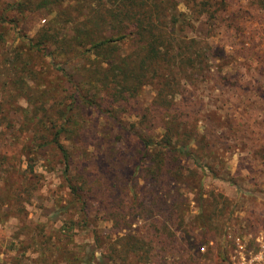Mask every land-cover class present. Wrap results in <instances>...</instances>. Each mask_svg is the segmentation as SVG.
<instances>
[{"label": "trees", "instance_id": "1", "mask_svg": "<svg viewBox=\"0 0 264 264\" xmlns=\"http://www.w3.org/2000/svg\"><path fill=\"white\" fill-rule=\"evenodd\" d=\"M252 2L255 16L264 18V0ZM226 6V0H11L0 6V23L16 27L20 18L48 15L32 37L18 27V45L4 49L9 85L3 82L2 93L25 103L16 109L26 168L23 186L11 195L0 188V209L11 207L8 193L18 220L26 217L25 203L41 187L31 178L40 176L34 169L45 152L57 156L66 189L54 202L65 215L61 225L51 234L45 224L15 231L14 242H0V264H206L201 260L212 258L221 264L219 247L215 254L198 251L213 241L209 232L222 234L217 206L226 200L204 192L195 167L209 156L198 125L205 120L195 118L206 117L204 102L195 91L221 71L211 64L221 49L208 43L216 22L228 21L247 58H264L258 52L264 30L246 37V22L241 26L239 12ZM41 59H47L44 70L37 66ZM145 87L153 96L140 105ZM130 117L136 119L126 122ZM53 159L44 158L42 168L55 170ZM189 193L196 194L195 213ZM93 218L111 225L100 230Z\"/></svg>", "mask_w": 264, "mask_h": 264}, {"label": "rangeland", "instance_id": "2", "mask_svg": "<svg viewBox=\"0 0 264 264\" xmlns=\"http://www.w3.org/2000/svg\"><path fill=\"white\" fill-rule=\"evenodd\" d=\"M7 1L11 0H0V6H5ZM226 1L229 11H238L240 14L236 22H239L241 26L246 22L244 24L246 37L251 38L255 30L261 34L264 30V23H262L264 18L255 16L253 0ZM13 16L14 13L10 12L7 21ZM47 18V14H31L23 21L20 18L21 23L18 27L23 29L22 33L32 37ZM227 23L228 21L216 22L212 27V36L208 38V43L214 49H221L222 57L211 63L213 67L219 64L221 71L215 73L218 75L213 82L207 83L208 88H204L201 84L195 91L197 99L202 96L201 99L204 102L206 117L197 115L195 118L205 120L199 121L198 125L207 134L205 136L206 150L209 154L207 163L199 162L195 167L203 173L204 192L220 194L226 200L225 204L217 206L220 210L218 227L219 229L223 227L222 234L214 235L209 232L207 235L209 238L213 237L212 250L208 244L211 254H215L218 247V250H223L226 240L224 234L228 227L234 230L252 228L264 231V58L256 59L255 62L247 58L243 50H238L236 34H234L236 31L227 27ZM18 27L11 21L0 23V110H4L3 114L6 116V121L3 120L0 126V188L4 186L10 195L17 187L23 186L22 173L26 168V153L22 148L25 135L19 130L20 119L16 109L18 104L25 103L23 99L11 100L7 92V95L2 93L3 82L9 85V74L5 67L7 56L4 54V49L18 45L20 40L19 35L16 34ZM260 34L256 40L259 39ZM261 45L262 49L258 48V52L264 51V42ZM46 60L41 59L37 62L40 70H44L43 62ZM10 85L16 88V84ZM152 96V90L145 87L137 100L140 105H144ZM135 119L136 117L126 118V122L129 123ZM25 127L29 128L28 125ZM132 148L129 145L127 149L131 151ZM40 158L34 169V172L40 176L30 178L34 184L38 182L41 187L36 195L30 198L29 204L25 203L27 215L25 218L22 216L23 220H18L15 215L16 199L8 193L4 195L11 202V207L5 205L0 209V242L3 245L8 246L11 241L14 242L12 234L15 231L20 234L26 233L27 226L41 227L45 224L46 234H51L52 226L59 227L65 219V215H58L54 203L61 201L60 198H65L66 194L58 169L59 165L54 163L57 156L45 152ZM44 158H54L52 164L55 170L47 171L42 168ZM5 181L7 185H4ZM188 196L190 212L195 213L197 212L194 200L196 194L189 193ZM4 212L13 215L4 216L2 214ZM93 214L98 216L96 212L92 213V216ZM216 221L217 217L214 218L213 224ZM93 223H96L103 231L111 225L109 221L98 220V218H93ZM201 262L213 264L214 259H202Z\"/></svg>", "mask_w": 264, "mask_h": 264}, {"label": "built area", "instance_id": "3", "mask_svg": "<svg viewBox=\"0 0 264 264\" xmlns=\"http://www.w3.org/2000/svg\"><path fill=\"white\" fill-rule=\"evenodd\" d=\"M224 237L226 240L223 245L221 264H264L263 230L252 228L234 230L228 227ZM212 243L213 241H209L199 246L198 251H207Z\"/></svg>", "mask_w": 264, "mask_h": 264}]
</instances>
